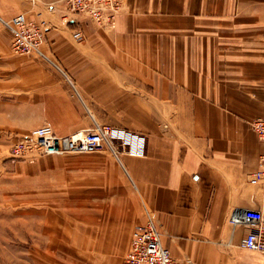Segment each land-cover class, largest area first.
Returning <instances> with one entry per match:
<instances>
[{"label":"crops","instance_id":"0c3cea01","mask_svg":"<svg viewBox=\"0 0 264 264\" xmlns=\"http://www.w3.org/2000/svg\"><path fill=\"white\" fill-rule=\"evenodd\" d=\"M122 3L102 29L71 13L74 23L60 22L61 0H0V147L42 124L57 135L95 123L145 136L141 156L43 168L59 185L45 202L74 213L62 217L96 254L86 264L122 263L143 220L132 188L173 262L264 264V253L238 245L247 228L229 221L264 203V183L248 181L263 149L249 121L264 117V0ZM16 12L45 19L39 53L12 51L2 21ZM14 167L25 180L41 174L33 162Z\"/></svg>","mask_w":264,"mask_h":264},{"label":"built area","instance_id":"2783aa9c","mask_svg":"<svg viewBox=\"0 0 264 264\" xmlns=\"http://www.w3.org/2000/svg\"><path fill=\"white\" fill-rule=\"evenodd\" d=\"M61 3L64 13L60 20L65 25L72 20L66 13H71L85 16L94 25L106 28L112 26L115 15L120 11L119 0H61ZM3 24L10 31L12 51L21 54L39 53L38 47L46 29L43 19L27 18L23 13L17 12L3 20ZM70 36L74 40H79L81 32L76 27L71 28ZM249 125L263 143V149L257 155L256 165L251 170L248 181L252 184H263L264 117H254ZM114 143L131 155H140L143 152L144 136L109 124H95L66 135H57L49 125L42 124L16 136L10 143L7 154L9 158H24L32 154L93 152L103 148L116 154ZM241 211L240 214L231 213L229 218L230 222L242 223L248 230L238 244L247 249L264 252V203ZM121 264H177L172 261L168 249L162 245L160 232L151 215L146 213L144 220L131 226Z\"/></svg>","mask_w":264,"mask_h":264},{"label":"rangeland","instance_id":"374dc122","mask_svg":"<svg viewBox=\"0 0 264 264\" xmlns=\"http://www.w3.org/2000/svg\"><path fill=\"white\" fill-rule=\"evenodd\" d=\"M119 1L121 11L123 3L122 0ZM33 19L45 21L42 17ZM110 27L112 26L99 28L109 29ZM93 125L95 123L84 128ZM18 135H10L11 140L7 145L0 147V264H45V262L48 264L49 261L51 264H86L94 260L96 254L83 247V239L79 236L81 233L77 232L75 219L62 217L63 214L74 216V213H61L59 203L47 201L50 196H58L59 185L48 183L50 179L49 177L46 179L42 171L44 167H70L81 163L104 164L107 161L104 162L102 156L106 155L105 153H113L103 148L93 152L32 154L24 158H9L8 147ZM116 144L118 145L117 142ZM116 144L114 143L116 154L113 155L117 157L118 151L131 155L120 147L119 149ZM143 153L144 147L142 154L132 156H141ZM19 161L33 162L40 168L41 174L33 177L34 173H31V179H23L24 175H18L20 168L14 167V164ZM45 199H47L46 202ZM131 202L134 209L138 205L140 211L142 210L143 220L146 213L154 218L161 235L162 230L155 213L137 195L134 188H132ZM82 228L80 227L79 230L81 231ZM123 255L124 252L122 258Z\"/></svg>","mask_w":264,"mask_h":264},{"label":"bare ground","instance_id":"6f19581e","mask_svg":"<svg viewBox=\"0 0 264 264\" xmlns=\"http://www.w3.org/2000/svg\"><path fill=\"white\" fill-rule=\"evenodd\" d=\"M246 208H247V207H246ZM242 210H243V209H242ZM241 212H242V211L240 210V211H238V212H236V213H234V214H240ZM234 224H242V223L234 222ZM246 231H248V230L246 229ZM245 233H246V232H245ZM245 233H244V234H245ZM244 234H243V235H244ZM243 235H242V236H243ZM242 236H241V237H242ZM241 237H240V239H241ZM240 239H239V241H240ZM238 245H239V244H238ZM239 246H240V245H239ZM240 247H241V246H240ZM242 248H244V247H242ZM245 249H247V248H245ZM250 250H251V249H250Z\"/></svg>","mask_w":264,"mask_h":264}]
</instances>
